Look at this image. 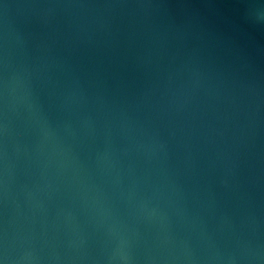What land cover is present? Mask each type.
Returning a JSON list of instances; mask_svg holds the SVG:
<instances>
[{
    "label": "water",
    "instance_id": "1",
    "mask_svg": "<svg viewBox=\"0 0 264 264\" xmlns=\"http://www.w3.org/2000/svg\"><path fill=\"white\" fill-rule=\"evenodd\" d=\"M2 264H264V0H0Z\"/></svg>",
    "mask_w": 264,
    "mask_h": 264
},
{
    "label": "snow or ice",
    "instance_id": "2",
    "mask_svg": "<svg viewBox=\"0 0 264 264\" xmlns=\"http://www.w3.org/2000/svg\"><path fill=\"white\" fill-rule=\"evenodd\" d=\"M0 264H2V262H0Z\"/></svg>",
    "mask_w": 264,
    "mask_h": 264
}]
</instances>
